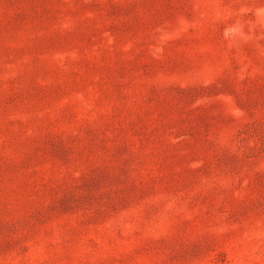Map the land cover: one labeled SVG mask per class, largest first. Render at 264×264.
<instances>
[{
    "label": "rangeland",
    "instance_id": "1",
    "mask_svg": "<svg viewBox=\"0 0 264 264\" xmlns=\"http://www.w3.org/2000/svg\"><path fill=\"white\" fill-rule=\"evenodd\" d=\"M0 264H264V0H0Z\"/></svg>",
    "mask_w": 264,
    "mask_h": 264
}]
</instances>
